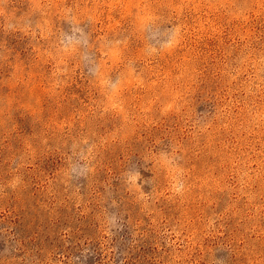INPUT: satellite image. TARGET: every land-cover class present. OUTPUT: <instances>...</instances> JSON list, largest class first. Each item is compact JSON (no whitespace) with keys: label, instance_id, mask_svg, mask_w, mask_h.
<instances>
[{"label":"rangeland","instance_id":"1","mask_svg":"<svg viewBox=\"0 0 264 264\" xmlns=\"http://www.w3.org/2000/svg\"><path fill=\"white\" fill-rule=\"evenodd\" d=\"M0 264H264V0H0Z\"/></svg>","mask_w":264,"mask_h":264}]
</instances>
